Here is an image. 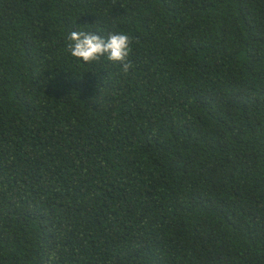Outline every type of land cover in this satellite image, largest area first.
<instances>
[{"label":"trees","instance_id":"16d2710c","mask_svg":"<svg viewBox=\"0 0 264 264\" xmlns=\"http://www.w3.org/2000/svg\"><path fill=\"white\" fill-rule=\"evenodd\" d=\"M0 264H264V0H0Z\"/></svg>","mask_w":264,"mask_h":264},{"label":"clouds","instance_id":"9594fccd","mask_svg":"<svg viewBox=\"0 0 264 264\" xmlns=\"http://www.w3.org/2000/svg\"><path fill=\"white\" fill-rule=\"evenodd\" d=\"M133 37L123 33H109L107 37L97 32L73 30L67 36L66 50L71 56L85 63L99 61L102 57L122 65L127 74L133 67L129 60L132 51Z\"/></svg>","mask_w":264,"mask_h":264}]
</instances>
